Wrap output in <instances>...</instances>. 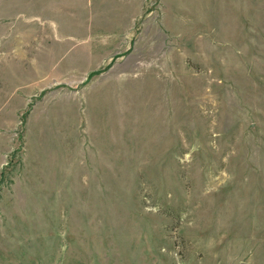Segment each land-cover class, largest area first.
I'll return each mask as SVG.
<instances>
[{"label":"rangeland","instance_id":"374dc122","mask_svg":"<svg viewBox=\"0 0 264 264\" xmlns=\"http://www.w3.org/2000/svg\"><path fill=\"white\" fill-rule=\"evenodd\" d=\"M0 264H264V0H0Z\"/></svg>","mask_w":264,"mask_h":264}]
</instances>
